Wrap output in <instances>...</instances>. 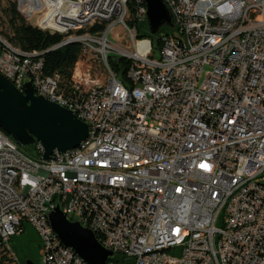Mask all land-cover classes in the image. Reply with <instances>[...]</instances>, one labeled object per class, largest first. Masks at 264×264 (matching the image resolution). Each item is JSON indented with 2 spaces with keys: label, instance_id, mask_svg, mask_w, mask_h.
<instances>
[{
  "label": "built area",
  "instance_id": "obj_1",
  "mask_svg": "<svg viewBox=\"0 0 264 264\" xmlns=\"http://www.w3.org/2000/svg\"><path fill=\"white\" fill-rule=\"evenodd\" d=\"M135 1L146 21L144 0ZM163 1L174 30L157 50L136 28L113 37L123 46L109 40L115 26H127V0H38L37 26L52 24V33L95 17L89 36L55 46L82 45L67 82L58 72L35 77L42 52L17 59L2 43L4 77L18 89L29 81L89 128L82 150H55L48 161L38 144L35 158L0 129L21 150L0 154L3 246L28 221L42 264H88L53 238L48 216L58 206L118 256L105 264H264V0ZM102 49L130 61L123 74L105 67ZM88 53L107 76H93Z\"/></svg>",
  "mask_w": 264,
  "mask_h": 264
},
{
  "label": "water",
  "instance_id": "obj_2",
  "mask_svg": "<svg viewBox=\"0 0 264 264\" xmlns=\"http://www.w3.org/2000/svg\"><path fill=\"white\" fill-rule=\"evenodd\" d=\"M146 22L151 34L162 26L174 27L172 15L163 0H144ZM0 129L21 147L39 145L48 161L55 150L64 152L81 144L88 125L76 114L42 95L34 93L27 81L18 89L0 74ZM52 230L61 244L71 248L88 264H105L113 252L105 249L94 233L76 221H70L56 206L49 213ZM25 264H32L29 259Z\"/></svg>",
  "mask_w": 264,
  "mask_h": 264
},
{
  "label": "trees",
  "instance_id": "obj_3",
  "mask_svg": "<svg viewBox=\"0 0 264 264\" xmlns=\"http://www.w3.org/2000/svg\"><path fill=\"white\" fill-rule=\"evenodd\" d=\"M0 0V8L6 17V23L8 30L0 28V36L4 41L0 42V50L3 48V44H6V48L14 49L22 54L24 57L35 58V51L42 52L40 60L42 63V76L52 75L56 72L62 75L63 82H67L70 79L75 63L82 50L81 43L77 41H70L66 44L55 47L60 42H67V39H78L79 37L89 36V28L95 24V17H83L71 19V22L65 23L64 34L54 32L51 30H44L36 25L28 23L26 18L17 8L15 1L7 0L5 6H2ZM127 11V26H122V30L126 36H129V31H134L136 28V36L138 38H148L151 41L153 49L160 50L163 46V37L173 33V28L168 26H162L155 34H151L145 20L139 21L136 18L137 3L135 0H127L125 3ZM74 26L82 27V29L69 30L66 28H73ZM104 24L97 25L94 29H103ZM3 43V44H2ZM107 64L109 68H112L118 74H123L129 67L130 61L123 57L108 56ZM10 137V136H9ZM11 138V137H10ZM12 139V138H11ZM30 156L39 158L41 151L36 145L18 146ZM110 260H118V256L115 255ZM31 263L33 261L30 259ZM22 263L25 264L23 261ZM0 264H13L12 258L5 246H3L0 238Z\"/></svg>",
  "mask_w": 264,
  "mask_h": 264
},
{
  "label": "rangeland",
  "instance_id": "obj_4",
  "mask_svg": "<svg viewBox=\"0 0 264 264\" xmlns=\"http://www.w3.org/2000/svg\"><path fill=\"white\" fill-rule=\"evenodd\" d=\"M11 1H15L17 3V8L26 18V21L28 23L37 26V19H35V16L43 15V7H35V4L38 2V0H11ZM6 3L7 0H3L2 6H5ZM6 20L7 19L0 8V28H3L4 30H8ZM51 26L52 24H41V27L44 30H51ZM66 29L77 30V29H82V27L74 26L73 28H66ZM116 33H118L119 38H122L123 36L124 38L128 39V37L125 35V32L121 30L120 26H115L108 34L109 40L112 43L116 44L117 46H123L126 42V39L115 40L113 37L116 35ZM117 53H118L117 51H110L108 53V56L109 55L117 56ZM86 56L89 62L91 63L92 66L91 70L93 76H97V75L107 76V69L101 68L98 58L95 54L88 53ZM207 69L209 68L208 67L204 68V70ZM9 245L14 255L18 257L21 264H24L22 262L23 261L25 262V260L27 259L29 260L31 259L33 261V264H42L41 240L32 223L28 221H24V231L20 234L14 235L11 241L9 242Z\"/></svg>",
  "mask_w": 264,
  "mask_h": 264
},
{
  "label": "bare ground",
  "instance_id": "obj_5",
  "mask_svg": "<svg viewBox=\"0 0 264 264\" xmlns=\"http://www.w3.org/2000/svg\"><path fill=\"white\" fill-rule=\"evenodd\" d=\"M125 12L127 14L126 6H125V3H122V14H125ZM136 18L137 20L140 21L138 10L136 12ZM80 38L82 37H79L78 39ZM3 41L4 40L0 36V42H3ZM6 51L14 54L17 57V59H31L30 57L22 56L21 53L15 51L14 49H8V47L6 48ZM110 51H113V50L112 49H102V59L104 61V65L106 68H109L107 64V57ZM0 74H2V71H0ZM35 77H43L41 60H39V65L36 66ZM94 143H101V135H94ZM82 144H83V141L81 142L79 146L73 149H69L68 153H78L79 150H82ZM39 149H41L40 146H39ZM0 154L3 156L9 157V158H17V157H21V150H19L18 148H15L13 144H9L6 138H3V136L0 135ZM29 167H30V170L36 171V173H46V166L40 164L38 160H29ZM16 168H23V159H16ZM22 190H29V181H22ZM93 233L96 237V233L95 232ZM53 238H58L56 234L54 233V231H53ZM97 241L101 244L100 239H97ZM5 247L7 248L12 258L13 264H18V259H15V255L12 252L11 247L10 246H5ZM70 254H73L74 257H80L71 248H70Z\"/></svg>",
  "mask_w": 264,
  "mask_h": 264
}]
</instances>
